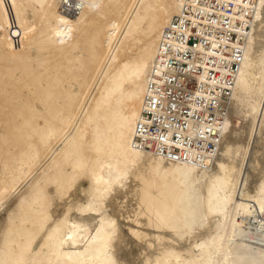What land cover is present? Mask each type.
Masks as SVG:
<instances>
[{"label":"bare ground","instance_id":"1","mask_svg":"<svg viewBox=\"0 0 264 264\" xmlns=\"http://www.w3.org/2000/svg\"><path fill=\"white\" fill-rule=\"evenodd\" d=\"M0 264H264V0H0Z\"/></svg>","mask_w":264,"mask_h":264},{"label":"built area","instance_id":"2","mask_svg":"<svg viewBox=\"0 0 264 264\" xmlns=\"http://www.w3.org/2000/svg\"><path fill=\"white\" fill-rule=\"evenodd\" d=\"M234 37V36H233ZM237 65L236 64H234V67H236ZM153 128V127H152Z\"/></svg>","mask_w":264,"mask_h":264},{"label":"rangeland","instance_id":"3","mask_svg":"<svg viewBox=\"0 0 264 264\" xmlns=\"http://www.w3.org/2000/svg\"><path fill=\"white\" fill-rule=\"evenodd\" d=\"M195 38H192V40H194Z\"/></svg>","mask_w":264,"mask_h":264}]
</instances>
